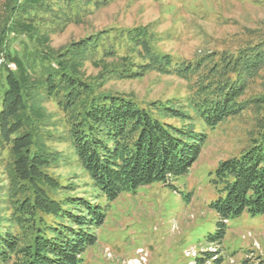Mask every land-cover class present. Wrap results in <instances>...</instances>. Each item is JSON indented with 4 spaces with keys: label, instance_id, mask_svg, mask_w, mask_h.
<instances>
[{
    "label": "trees",
    "instance_id": "1",
    "mask_svg": "<svg viewBox=\"0 0 264 264\" xmlns=\"http://www.w3.org/2000/svg\"><path fill=\"white\" fill-rule=\"evenodd\" d=\"M113 1L0 2V264H84L105 221L102 198L154 182L176 190L207 129L250 108L257 130L249 145L212 174L219 196L211 206L220 220L210 240L222 243L232 218L264 214V37L191 60L162 51L148 26L53 44V35ZM152 71L186 79L190 93L142 101L108 86ZM60 139L88 177L84 186L54 173L65 157L52 146Z\"/></svg>",
    "mask_w": 264,
    "mask_h": 264
},
{
    "label": "rangeland",
    "instance_id": "2",
    "mask_svg": "<svg viewBox=\"0 0 264 264\" xmlns=\"http://www.w3.org/2000/svg\"><path fill=\"white\" fill-rule=\"evenodd\" d=\"M114 26H148L159 35L162 51L191 60L235 48L250 37H264V0H114L94 8L82 23L53 35V44L59 47ZM261 83L254 85L256 92L262 90ZM108 86L142 101L184 98L190 93L186 79L155 71ZM2 96L0 91V109ZM47 107L58 118L57 107L52 103ZM256 130L257 114L247 109L207 129L197 161L173 182L176 190L154 182L113 201L102 198L105 221L98 229V242L84 253V264H264V214L245 212L232 218L222 243L210 240L220 220L211 206L219 196L212 174L221 161L240 154ZM52 146L65 155L54 173L74 177L73 182L84 186L88 177L68 159L69 142L60 139ZM206 252L213 257L206 258Z\"/></svg>",
    "mask_w": 264,
    "mask_h": 264
},
{
    "label": "built area",
    "instance_id": "3",
    "mask_svg": "<svg viewBox=\"0 0 264 264\" xmlns=\"http://www.w3.org/2000/svg\"><path fill=\"white\" fill-rule=\"evenodd\" d=\"M10 66L12 67V64H10ZM142 264V263H141Z\"/></svg>",
    "mask_w": 264,
    "mask_h": 264
},
{
    "label": "bare ground",
    "instance_id": "4",
    "mask_svg": "<svg viewBox=\"0 0 264 264\" xmlns=\"http://www.w3.org/2000/svg\"><path fill=\"white\" fill-rule=\"evenodd\" d=\"M194 255H195V253H194Z\"/></svg>",
    "mask_w": 264,
    "mask_h": 264
}]
</instances>
